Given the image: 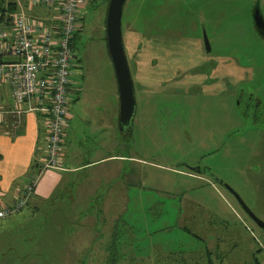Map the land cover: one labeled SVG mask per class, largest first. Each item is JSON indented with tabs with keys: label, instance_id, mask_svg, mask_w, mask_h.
<instances>
[{
	"label": "rangeland",
	"instance_id": "1",
	"mask_svg": "<svg viewBox=\"0 0 264 264\" xmlns=\"http://www.w3.org/2000/svg\"><path fill=\"white\" fill-rule=\"evenodd\" d=\"M256 2L264 15V0L124 1L121 32L135 112L118 153L132 158L119 161L121 180L103 187L124 178L126 206L91 210L105 221L81 240L90 243L86 248L71 223L80 209L65 201L34 214L25 206L22 212L34 215L19 230L0 231V264H208L204 248L212 264H264L263 231L224 186L264 222V38L253 24ZM106 8V0L81 6L75 45H85L86 67L76 62L71 76L72 89H86L85 103L93 99L104 114L119 104ZM196 42L223 72L209 69V85L200 82L202 67L184 70L182 80L173 79L174 63L163 72L161 52L198 61ZM109 244H117L113 254Z\"/></svg>",
	"mask_w": 264,
	"mask_h": 264
},
{
	"label": "crops",
	"instance_id": "2",
	"mask_svg": "<svg viewBox=\"0 0 264 264\" xmlns=\"http://www.w3.org/2000/svg\"><path fill=\"white\" fill-rule=\"evenodd\" d=\"M215 74L223 75L222 69L215 67ZM85 91L86 89L75 92L72 96V111L65 128L63 166L61 169L44 170L40 161L44 145L40 115L27 113L20 133L11 136L9 125L6 127L5 123L7 112L15 104L8 86L0 84V113L5 118L4 124L0 123V209L10 205L22 189L33 182L34 195L25 208L36 214L45 206L50 208L53 204L66 201L70 209H80L75 213L78 218L71 220L72 224L79 226L78 229L74 227V231L76 235H80L79 238L83 237L80 241H84L91 230H102L99 225L105 220H100L98 212L94 213L92 209L99 208L100 211L103 206L113 209L126 206L128 197L124 194L127 189L124 178L123 182L110 186V190L103 185H108L115 179L121 180L119 161L132 158L118 153L122 136L125 138L118 128V107L117 111L113 108L104 114L99 107L94 106L93 99L85 103ZM139 160L144 162L141 158ZM127 183L133 184V181L127 180ZM22 211L23 209L1 220L0 231L19 230L28 221L26 218L34 215L32 213L27 216ZM178 213L179 210L177 215ZM119 219L121 218L116 216V220ZM57 231L58 227L52 234L55 235ZM78 244L81 247L85 245V248L90 245L89 242L82 241ZM93 248L94 244L90 246V249ZM116 248L117 246L107 247L111 254Z\"/></svg>",
	"mask_w": 264,
	"mask_h": 264
},
{
	"label": "built area",
	"instance_id": "3",
	"mask_svg": "<svg viewBox=\"0 0 264 264\" xmlns=\"http://www.w3.org/2000/svg\"><path fill=\"white\" fill-rule=\"evenodd\" d=\"M16 9L0 15V84L10 89L15 104L7 112L6 127L13 134L27 113H38L44 145L42 169H61L65 128L70 118L72 69L78 67L70 47L83 4L91 0H12ZM47 10L45 16L32 13ZM5 118L0 113V123ZM34 195V183L0 209V219L20 211Z\"/></svg>",
	"mask_w": 264,
	"mask_h": 264
},
{
	"label": "water",
	"instance_id": "4",
	"mask_svg": "<svg viewBox=\"0 0 264 264\" xmlns=\"http://www.w3.org/2000/svg\"><path fill=\"white\" fill-rule=\"evenodd\" d=\"M124 1L125 0H108L105 14L106 44L114 67L117 80V95H119L118 128L120 131H127L130 129V124L135 112L133 84L121 32V14ZM252 17L256 31L264 38V15L257 5H255L253 9ZM204 39L206 48L208 49V42L205 35ZM193 170L200 172L198 168H193ZM224 186L235 196L242 209L264 232V222L247 207L233 189L225 184Z\"/></svg>",
	"mask_w": 264,
	"mask_h": 264
},
{
	"label": "flooded vegetation",
	"instance_id": "5",
	"mask_svg": "<svg viewBox=\"0 0 264 264\" xmlns=\"http://www.w3.org/2000/svg\"><path fill=\"white\" fill-rule=\"evenodd\" d=\"M255 5H257L259 7L258 2H256ZM80 28H81V24L79 23L78 26L76 27V29L74 30V33H73V38H72V40H73V51H74V57H75L76 62H79V67L82 70H84L86 65L83 63V57L81 58L80 55L82 56V54H84L85 45L82 42L80 43L81 46L77 47V45H75L76 39H78L80 36ZM207 42H208V49L206 48L205 39L203 38L204 50L206 52H209L210 51L209 41L207 40ZM123 43H124V47L126 49L125 39H123ZM81 48H82V50H81ZM201 49H202L201 45L200 44L197 45V42H196L193 53L195 54L196 58L199 59L198 61L193 59V57H191L190 54L186 55L187 59H185V60H183L182 58L181 59L174 58V57H176V54H177L176 50L170 49L168 51H164V53L161 52V58H162V61L164 64L163 72L165 73V71H167V66L169 64L174 63V64H176V70L174 72L173 79L182 80V78L180 76H182L184 78V74H185L184 70H187V69L189 70V69L193 68L192 66L202 67L201 68V72H202L201 76L200 75H198V76L194 75L193 80L197 79L200 76V78H199L200 82L202 84L209 85L210 74H211L210 70H212L213 75H214L215 74V64H214V61L212 59L204 57ZM167 57H171L174 59L168 60ZM81 61H82L83 65H82ZM187 79L190 80L189 78H187ZM184 84H185V82H184Z\"/></svg>",
	"mask_w": 264,
	"mask_h": 264
},
{
	"label": "trees",
	"instance_id": "6",
	"mask_svg": "<svg viewBox=\"0 0 264 264\" xmlns=\"http://www.w3.org/2000/svg\"><path fill=\"white\" fill-rule=\"evenodd\" d=\"M91 1H93V0H91ZM107 1L108 0H106V5H107ZM16 9V3L14 2V1H12V0H0V15L3 17L4 15H6L7 13H9V12H11V11H14ZM70 47L73 49V40L71 39V42H70ZM9 60H11V59H8L6 56H4V55H0V63L1 62H4V61H9ZM78 92V91H77ZM22 128V127H21ZM20 128V129H21ZM20 129L19 130H17L15 133H13V134H10L11 136H16V135H18L19 133H20ZM121 134L122 135H125V138L126 139H128V138H130V134H131V127H130V129L129 130H127V131H122L121 132ZM127 134V135H126ZM28 203V202H27ZM27 205V204H26ZM25 205V206H26ZM24 206V207H25ZM23 207V208H24ZM22 208V209H23ZM21 209V210H22ZM20 210V211H21ZM20 211H17V212H20ZM16 212V213H17ZM13 215V214H12ZM12 215H8V216H6V217H3V218H1L0 219V221L1 220H3V219H5V218H8V217H11ZM184 229H187V230H189L187 227H183ZM200 237V236H199ZM114 240H113V242L116 240V235L114 236V238H113ZM111 246H114V244H109L108 245V247H111ZM115 246H117V244L115 245ZM206 250V251H205ZM260 249H258L256 252H258ZM204 251H205V254L207 255V257H208V264H212V262H211V259H210V257H211V254H210V251H208L207 250V248H204ZM115 260L114 259H112L111 260V262L113 263ZM253 264H260V262L257 260V259H254V262H253Z\"/></svg>",
	"mask_w": 264,
	"mask_h": 264
}]
</instances>
